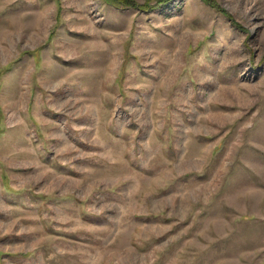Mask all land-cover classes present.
<instances>
[{
	"label": "rangeland",
	"instance_id": "rangeland-1",
	"mask_svg": "<svg viewBox=\"0 0 264 264\" xmlns=\"http://www.w3.org/2000/svg\"><path fill=\"white\" fill-rule=\"evenodd\" d=\"M212 1L0 0V264H264V0Z\"/></svg>",
	"mask_w": 264,
	"mask_h": 264
},
{
	"label": "trees",
	"instance_id": "trees-1",
	"mask_svg": "<svg viewBox=\"0 0 264 264\" xmlns=\"http://www.w3.org/2000/svg\"><path fill=\"white\" fill-rule=\"evenodd\" d=\"M107 1H112L114 4H116L118 6H126V7L129 6V7L138 8V9H140L142 11H149V10H153L154 8L158 7L159 5H162V6L167 5L172 0H146V2H144L143 4H140V3L136 2V0H107ZM152 1H155L156 4L157 3L158 4L157 5L156 4L152 5V3H151ZM203 1L205 3H207V4H211V5L214 4V2L212 0H203ZM2 74H3V72L1 73V75ZM0 124H1V118H0ZM2 132H3L2 128L0 127V135L2 134Z\"/></svg>",
	"mask_w": 264,
	"mask_h": 264
},
{
	"label": "bare ground",
	"instance_id": "bare-ground-1",
	"mask_svg": "<svg viewBox=\"0 0 264 264\" xmlns=\"http://www.w3.org/2000/svg\"><path fill=\"white\" fill-rule=\"evenodd\" d=\"M81 49H82V50H81ZM81 49L78 48L79 52H82V51H83V48H81ZM95 51H96V50H95ZM95 51H94V52H95ZM97 51H98V50H97ZM89 53H90V52H89Z\"/></svg>",
	"mask_w": 264,
	"mask_h": 264
}]
</instances>
